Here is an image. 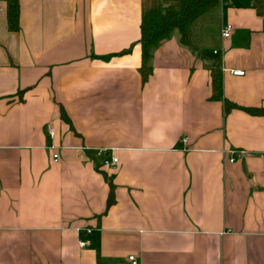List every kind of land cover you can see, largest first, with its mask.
I'll list each match as a JSON object with an SVG mask.
<instances>
[{
  "label": "crops",
  "instance_id": "1",
  "mask_svg": "<svg viewBox=\"0 0 264 264\" xmlns=\"http://www.w3.org/2000/svg\"><path fill=\"white\" fill-rule=\"evenodd\" d=\"M145 1L19 0L12 32L0 0V264H264V115L225 113L264 109L257 0L173 30L144 83Z\"/></svg>",
  "mask_w": 264,
  "mask_h": 264
},
{
  "label": "trees",
  "instance_id": "2",
  "mask_svg": "<svg viewBox=\"0 0 264 264\" xmlns=\"http://www.w3.org/2000/svg\"><path fill=\"white\" fill-rule=\"evenodd\" d=\"M221 0H146L144 2L142 36L139 44L143 50V61L140 69L143 82L146 83L152 68L148 65L149 51L162 40L166 39L174 29H179L182 43L188 45V30L190 24L206 12L219 6ZM8 6V23L12 32L20 30V4L19 0H6ZM256 9L260 16L264 17V0L256 1ZM133 46L118 54L122 56L129 54ZM110 58V57H109ZM107 59V58H106ZM213 99L221 98L219 71L212 72ZM233 109H239L253 116L264 115V109L245 108L236 104L226 102V115ZM62 118L70 123L69 118L63 112ZM114 202V192L108 200L110 208Z\"/></svg>",
  "mask_w": 264,
  "mask_h": 264
},
{
  "label": "built area",
  "instance_id": "3",
  "mask_svg": "<svg viewBox=\"0 0 264 264\" xmlns=\"http://www.w3.org/2000/svg\"><path fill=\"white\" fill-rule=\"evenodd\" d=\"M233 32H234L233 25H231V24L226 25L225 28L222 31L223 39H226V40L230 39L232 37V35H233ZM215 53H217V52H215ZM233 74L236 75V76H243L244 72L237 71V72H234ZM49 135H50L51 138H53L54 135H55L54 134V130L52 128L49 129ZM102 154H103V151H100L99 155H102ZM242 154H243L242 152L239 153V152H236V151H231L230 152L231 158H230L229 162L234 163L236 161L237 157H239V155H242ZM54 159H55V161H58L59 160V155L58 154L54 155ZM118 164H119V159L117 157H112V158H109V159L107 158L104 161V165L107 166V167H116ZM80 245L82 247H84L86 245V243L85 242H81ZM128 261H129L130 264H144V262L141 259L137 258L136 256H130L128 258Z\"/></svg>",
  "mask_w": 264,
  "mask_h": 264
},
{
  "label": "rangeland",
  "instance_id": "4",
  "mask_svg": "<svg viewBox=\"0 0 264 264\" xmlns=\"http://www.w3.org/2000/svg\"><path fill=\"white\" fill-rule=\"evenodd\" d=\"M197 25H199V24H197ZM212 25H213V24H212L210 21L207 23V26H210V29H211V40H210V43L213 42V34L215 33V30H214V28L212 27ZM174 32H177V33H178V29H174ZM213 46H214V45H212L211 48H214Z\"/></svg>",
  "mask_w": 264,
  "mask_h": 264
}]
</instances>
